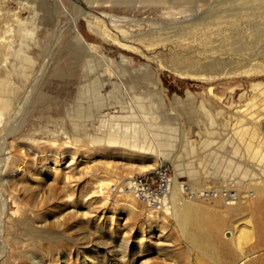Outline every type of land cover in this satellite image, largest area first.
<instances>
[{"label":"rangeland","instance_id":"374dc122","mask_svg":"<svg viewBox=\"0 0 264 264\" xmlns=\"http://www.w3.org/2000/svg\"><path fill=\"white\" fill-rule=\"evenodd\" d=\"M86 3L0 0V101L9 105L0 102V136L10 132L5 144L0 140V163L7 150H23L0 173V208L4 201L6 207L0 264H218L189 247L173 214L127 192L126 179L142 173L139 166L162 161L192 191L179 194L196 197L195 212L222 218L216 236L229 253L220 251L219 264L243 255L238 264H264V210L243 206L232 215L221 205L264 168L248 157L245 133L263 122L264 104L251 84H264V73L216 78L224 64L212 61L204 81L172 68L185 61L200 73L195 49L217 32L235 33L227 20L212 19L222 28L216 30L196 18L236 6V25L246 33L250 25L264 26V6ZM46 59L41 80L31 85ZM231 219L247 225L241 251L228 239Z\"/></svg>","mask_w":264,"mask_h":264},{"label":"bare ground","instance_id":"6f19581e","mask_svg":"<svg viewBox=\"0 0 264 264\" xmlns=\"http://www.w3.org/2000/svg\"><path fill=\"white\" fill-rule=\"evenodd\" d=\"M218 1L220 3L223 0H218ZM86 2L92 5L95 4V0H86ZM241 2H242L241 4L249 8V10H251V8H257V7L264 6V0H241ZM87 3L86 5L88 8ZM233 9L234 10H231V9L223 10L220 14H217V15L213 13L212 14L208 13L207 14L208 18H205V17L203 18L200 16V18L198 19L196 18V20L192 21L198 24L205 23L209 28H215L217 30V28L220 26H217L215 24V21H213L212 19L215 18L214 20L216 21L217 20L218 21L227 20L228 23L234 26L235 33L232 36L228 37L224 33L217 32L215 34L216 38L212 36L213 40H211L210 42H207L205 45L202 44L203 46L195 49L196 51L195 55L197 56V58L199 57L201 59L199 64L201 65V67H203L200 73L198 74L192 73L190 71V69H192L191 64L190 66L186 65L185 61H182V62L180 61L177 63V65L175 64V66L172 67L174 71H177V73L183 76L192 77V78L194 77L200 78V79H204L205 81L207 79H210V76H211L210 75L211 74L210 73L211 71L210 63H212V61H215V62L217 61V64L218 63L224 64V67H223V70H221L222 72L217 70V73H215L214 75V77L216 78L221 77V76H224V77H235V76H241V75H244V76L253 75L254 76V74L264 73V63H263L264 62V26H259L257 24L250 25L246 33H242L240 26L237 27L236 25L238 23V20L241 17L239 15L241 11H238V8L236 6L233 7ZM80 13L81 12L79 10L78 12H76L75 16L79 17ZM213 23L215 25H212ZM182 29L183 28H181L180 30ZM183 33L184 31H182L180 34L182 35ZM176 36H178V34H176ZM165 39L170 40L171 38L169 37ZM258 57L261 61L258 60ZM47 64L48 63L46 59L42 67L39 69L37 76L33 79L31 85H35L36 82L41 80V77L46 70ZM245 65L246 67L247 66L248 67L247 68L241 67ZM251 88L255 92V96L258 98V100L263 101V104H264V84L259 83V82H254L251 84ZM125 92H126V89H125ZM128 99L131 100L132 99L131 96L130 97L128 96ZM0 102H1V106L3 109H6L9 106L8 100L3 99ZM131 105L133 106V103H131ZM15 109L17 110V108ZM248 118L250 119V116H248ZM262 120L263 122L259 124L258 128L249 127L246 129L245 133L248 134V136L250 137V141H249L250 148L248 150V157L251 159L257 160L259 164L264 166V118H262ZM9 136H10V132L8 131H5L0 136V140H2L3 144L6 143ZM257 138H262L263 141H262V144H259L256 146ZM22 153H23L22 148H18V149L13 148L12 150H7L6 152H4L3 158H1L2 163H0V173L3 171L5 164L9 162V159L15 162V159H17L18 156ZM152 155H154V158L157 161L159 157L158 154L152 153ZM153 168H154V163L139 166L138 170L144 172V171L151 170ZM257 180H259V182H257ZM239 188L241 190L235 197H227V198L225 197L224 200H222L221 205L224 206V208L226 207L229 211H231L230 213L232 215L236 213L238 214L243 206L250 208V210L252 209L257 210V211H260V209L261 211L262 209L264 210V168L261 171L259 179H256V177L254 176H249V178H247V180L244 183H242V185H240ZM178 189H180L179 182H177L174 178L171 177L170 184H169V190H168V194L166 198V204L161 209H163L164 211L170 214H173L175 216L174 218L178 220L177 222L184 225L182 229L184 232L183 234L190 248L200 251L202 255L206 256L207 258L219 264V259L221 256L220 251H222V253L228 252V250L226 249L221 250V248H219L222 244L220 243V241H218L217 236H216L218 226L222 224L223 222L221 221L222 218L219 217L220 220H218L217 218L214 219V217L210 218V216L205 215V213L204 215L206 217L205 218L201 217V215L199 214V211L197 210L195 212L193 208V200L196 197H192L193 200L191 198L187 199L183 197L181 194H179ZM127 192L128 193L131 192L130 189ZM5 210H6V207H5V201H4L1 204V208H0V235L2 232V219L5 214ZM215 217L217 216L215 215ZM245 218L246 217H243L242 219H245ZM237 220L238 219L232 220V225L230 227V236L228 237V239L234 240L235 247H237L241 251L242 240L244 239L243 236L247 232V229L245 228L247 225L244 223L245 225L240 224L236 226V224H239ZM260 224L264 232V215L260 220ZM191 228L194 229V231H192ZM246 257L247 255H243V257L240 258L238 262L234 264H238L239 262L245 260Z\"/></svg>","mask_w":264,"mask_h":264},{"label":"built area","instance_id":"2783aa9c","mask_svg":"<svg viewBox=\"0 0 264 264\" xmlns=\"http://www.w3.org/2000/svg\"><path fill=\"white\" fill-rule=\"evenodd\" d=\"M170 180L168 169L158 165L151 170L130 175L126 184L140 202L153 210H160L166 204ZM179 188L182 193L192 195L184 181H179Z\"/></svg>","mask_w":264,"mask_h":264},{"label":"water","instance_id":"95a60500","mask_svg":"<svg viewBox=\"0 0 264 264\" xmlns=\"http://www.w3.org/2000/svg\"><path fill=\"white\" fill-rule=\"evenodd\" d=\"M161 165H162V166L164 165V162H163V161L161 162Z\"/></svg>","mask_w":264,"mask_h":264}]
</instances>
